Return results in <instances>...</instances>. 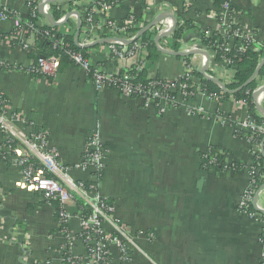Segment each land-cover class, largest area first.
I'll return each instance as SVG.
<instances>
[{
	"label": "crops",
	"instance_id": "obj_1",
	"mask_svg": "<svg viewBox=\"0 0 264 264\" xmlns=\"http://www.w3.org/2000/svg\"><path fill=\"white\" fill-rule=\"evenodd\" d=\"M113 1L107 16L117 23L128 15L151 21L164 13L174 15L177 22L191 20L194 30L182 38L181 51L198 47L197 29H220L216 18L220 9L214 0ZM225 1L236 8L232 20L252 36L255 45L264 44V0ZM26 2L0 0V10L26 20ZM69 21L74 24L76 18ZM12 23L0 19L4 37H0V60L22 69H0V93L9 109L20 116L13 127L23 133L44 132L48 148L69 168L72 180L85 183L92 171L82 168V155L90 135L99 134L104 170L97 193L112 202L113 217L132 237L124 262L117 245L110 246L112 264H264L260 224L238 210L249 182L247 171L203 164L201 157L215 150L226 164L251 162L252 144L238 138L231 125L248 119L244 103L233 98L218 102L197 94L187 107H201L202 116L189 113L187 107H168L159 114L138 98L108 87L97 89L86 69L72 64L57 70L51 81L34 76L28 70L32 59L20 49ZM39 24L49 22L41 15ZM65 25L61 26L64 31ZM169 38L159 44L172 50ZM88 53L90 65L107 75L120 74L131 64L130 59H115L106 44ZM189 61L199 72L203 58L194 55ZM211 63L209 73L225 84L232 83L228 67ZM143 68L150 77L173 81L185 73L186 61L160 53ZM217 113L230 121L223 122ZM10 154L0 158V264H66L61 255L65 238L58 204L46 203L38 192L23 185L22 167ZM257 204L264 208V196L258 197ZM69 211L74 217L68 230L76 239L71 253L84 257L85 246L77 240L76 203ZM103 227L111 230L108 224Z\"/></svg>",
	"mask_w": 264,
	"mask_h": 264
},
{
	"label": "built area",
	"instance_id": "obj_2",
	"mask_svg": "<svg viewBox=\"0 0 264 264\" xmlns=\"http://www.w3.org/2000/svg\"><path fill=\"white\" fill-rule=\"evenodd\" d=\"M35 1L39 4L43 0H27L26 3L30 6ZM148 1L146 0V2ZM111 6H113L111 0H106V3L96 2L95 0H77L74 3L72 10L78 11L83 22L79 36V43L81 45L90 44L104 37H117L127 40L134 38L136 33L128 34L125 27H121L107 16L108 9ZM44 10L47 12L49 6H45ZM220 11L224 15V28L220 27L217 31L222 36L227 35V45L225 47L229 49L235 37H238V39L242 37L238 31L233 32L230 27V18L228 17L230 11L227 3L221 7ZM64 16L65 14L61 15L57 21H62ZM0 19L2 21L7 19L12 20L13 30H15L13 36L18 38L22 51L28 53L31 50H35V30L27 22V19L22 20L15 13H10L4 8L0 10ZM22 21L25 26H22ZM232 22L235 23L233 20ZM75 24L73 25L76 30ZM130 24L131 20H126L125 25ZM170 25V20L165 19L149 31L155 29L158 34L167 31ZM69 32L70 28L67 27L65 33ZM207 36L211 37L212 34L208 32ZM246 36L250 37L251 35L246 34ZM106 45L108 51L115 59L132 60L135 51H138L142 55H147V52L139 46H134L132 50H127V46H124L120 42H112ZM210 48V50H204L208 51L210 60L213 62L211 64L216 65L217 62L223 63L225 67H228L233 72L231 66L225 60H215L216 51L212 47ZM260 48L259 45L253 47L255 51H258ZM66 53L72 65L84 68L88 73H92L91 79L97 89L108 86L118 87L117 83H120L118 91L122 95L130 96L132 93L141 95L138 99L142 101L143 106L153 107L159 114H164L168 107L179 108L189 106L188 102L197 94L216 99L205 92H200L199 79L196 81L194 75L190 74L193 67H186L185 73L180 77L185 78V82L176 85L177 79L169 81L160 78L164 83L151 82L147 90L144 91L140 87L131 86L126 81L122 82L118 77L119 74L107 75L99 68L91 66L89 60L84 59L80 53L73 51H67ZM145 62L146 60L142 62V67H144ZM1 64L2 62L0 61ZM33 65V61H31L29 71L54 77L59 67V58L55 56L49 58L39 57L36 61V66ZM211 69L216 71L214 66ZM208 74L212 75L209 72ZM157 86L159 88H156ZM262 87H264V78L257 79L254 91ZM191 88L193 89L190 90ZM257 100L264 108V93L258 96ZM187 109L189 113L194 115L202 116L204 114L201 107H187ZM216 116L223 122L230 121L229 118L224 119L220 117L218 113ZM19 118V114L11 111L9 106L0 99V158H5L4 153L6 152L11 153L10 155L14 157V162L22 167L23 185L27 189L32 188L33 191L38 192L41 199L46 203L58 204V217L63 226L61 232L65 238L64 246L61 248L62 260L66 264H106V256H110V246L112 244L117 245L121 261L127 260L128 244L131 243L132 237L128 229L113 217V206L108 204L106 199L100 197L97 193V182L104 170V151L99 134L94 132L90 135L81 159L82 168L92 171L89 183L74 181L69 175V168L62 165L58 161L56 154L48 148L44 132L23 133L13 127V122L19 120ZM231 125L235 133L245 132L248 135L246 140L252 144L251 158L256 153L261 154V143L253 140V138L254 133L264 135V124L258 125L248 116L245 122ZM2 148H5V150L3 151ZM211 153L208 155L210 157L209 164L214 165L216 162L215 153L217 151L212 150ZM249 164L253 167L248 170L245 169L249 182L238 205V210L242 214L253 217L258 221L260 224L259 240L260 242H264V214L260 212L264 208L258 206L256 202V211L251 213L246 212L248 204H253L255 195H258V197L260 195L264 196V163L258 164L251 161ZM260 182L263 185L256 189L257 184ZM78 200L81 201L80 207L77 204ZM73 203H76L78 209L76 218L78 219L80 230L77 240L85 246L86 255L84 257H76L71 253L76 242V239L71 236L68 230V222L74 217L69 211V207ZM104 224H108L111 230H104Z\"/></svg>",
	"mask_w": 264,
	"mask_h": 264
},
{
	"label": "trees",
	"instance_id": "obj_3",
	"mask_svg": "<svg viewBox=\"0 0 264 264\" xmlns=\"http://www.w3.org/2000/svg\"><path fill=\"white\" fill-rule=\"evenodd\" d=\"M77 1V0H76ZM75 0H63L54 4H51L49 6V13L52 15L53 19L57 21L61 15L66 14L67 12L71 11L73 9V5L76 2ZM96 2L100 3H106V0H95ZM112 1V4L114 5V1ZM227 3L229 8V14L228 17L230 18V27L233 32L238 31L241 39H238V37H235L231 47L229 49H226L227 45V35L222 36L219 34L217 30H204L201 31L197 29V38L198 43L197 46L202 49L210 50L212 47L216 51L215 60L222 61L225 60L232 68L233 70V81L230 84H226V88L229 90H234L241 86L243 83H245L248 78L251 76V74L256 69L257 65L261 61V59L264 57V44L260 45V49L258 51H255L253 47L255 46L254 42L252 41V37H247L246 34L242 31V28L237 23L232 22L233 15L235 13L236 8L233 4L230 2H227L225 0H214V6L218 9H221V7ZM41 18V15L39 14L37 10V2H32L28 8V17L27 22L33 26L35 30V50H31L28 52V57L32 59L33 66H36V61L39 57L49 58L52 56L59 58V67L58 70H61L66 66L67 64H71L69 61L67 51H73L76 53H80L82 57L86 60H89V53L88 51L95 50L98 48V46H94L91 48H79L74 43V33H75V26L71 23V21L68 20L65 27L70 28L69 33H65L64 27H54L52 25L48 24H39V20ZM216 18L218 20V23L221 28H224V15L219 10L216 13ZM131 20L130 25H125L126 20ZM149 20H146L142 15L140 16H134V15H128L125 18L119 20L118 24L121 27L126 28V32L128 34H135L137 33L142 27H144ZM192 21L188 20L186 18H183L179 22H177L176 27L167 41L169 42L168 45L170 48L174 51H178L180 48V43L182 38L185 36L186 32H190V30H194V27L192 26ZM83 25V22H82ZM22 26L24 25V22L22 21ZM15 30H13L12 34H14ZM210 32L212 34L211 37L207 36V33ZM157 32L155 29L152 31L145 32L138 40H136L134 43L128 45L126 47L127 50H132L134 46H139L146 52L151 51V55H142L138 51H135L134 58L131 60V64L129 67H126L122 69V72L119 74V79L123 82L126 81L128 84L134 87H140L144 91L147 90L149 84L151 82H162L159 76L150 77L148 76L147 71L142 67V62L144 60L146 61H153L156 59L160 52L157 51L155 48L153 39L156 36ZM0 37H3L0 34ZM4 38V37H3ZM186 61V67H191L190 64V57H178ZM2 64L0 65V69H22L18 66H13L6 61H2ZM30 73L34 76H44L37 72H31ZM190 74H193L195 77L199 79V90L200 92H205L206 94L214 97L217 99L218 102H223L228 100L229 98H233L235 101H240L244 103V105L247 108L248 116L254 120V122L258 125L264 124V118L260 117L256 111L255 108V102L252 98V93L256 87L257 79H263L264 78V65L260 69L258 77L253 80L248 86L243 88L241 91L235 92L233 94L229 93H223L215 84L211 83L210 81L205 80L200 73L193 69L190 71ZM89 76H92V73H89ZM48 78L49 81L52 80L53 77L45 76ZM181 82H185V78H179L176 80V85L180 84ZM118 87L116 86H108V88L114 89L118 91V88H120V83H117ZM107 86V85H106ZM156 88H159L157 86ZM191 88L190 90H192ZM120 93V91H118ZM173 94V93H171ZM139 94L132 93L130 97L132 98H138ZM0 99L6 103V105L9 106L8 101L6 98L0 93ZM220 117L224 119H228V116L222 113H218ZM235 135L238 138L246 140L248 138V135L245 132H238L235 133ZM253 140L260 142L264 144V135L260 133H254ZM13 147V146H12ZM264 148V146H263ZM203 164H209L210 157L206 155L201 156ZM215 166L220 167L222 169H232V171H240L242 169H251L253 166L251 164L243 165L240 162H232L230 164H226L224 161V158L222 154H216L215 155ZM251 161L258 164L264 163V156L260 153H256L252 158ZM263 185L262 182L257 184L256 189L261 187ZM106 202L113 206L112 202L106 200ZM78 207L81 206V201H77ZM255 208L251 203L248 204L246 208L247 213L255 212ZM264 217V216H263ZM63 228V226H62ZM106 264H112L110 262V256H106Z\"/></svg>",
	"mask_w": 264,
	"mask_h": 264
},
{
	"label": "water",
	"instance_id": "obj_4",
	"mask_svg": "<svg viewBox=\"0 0 264 264\" xmlns=\"http://www.w3.org/2000/svg\"><path fill=\"white\" fill-rule=\"evenodd\" d=\"M60 1H63V0H43L42 2H40L38 4L37 10H38L39 14L42 15L43 17H45L48 20L49 24L54 26V27L64 26L68 22L69 18L74 16L76 18V24H75L76 30L74 33V43L79 48H91V47L98 46V45L110 44L112 42H120L124 46H128V45L134 43L136 40H138L145 32L149 31L152 27L156 26L159 22H161L165 19H169L171 22L169 29L165 32L158 33L153 39V42H154V45H155V48L157 49V51H159L160 53H162L164 55H169V56H174V57H192L194 55L202 56L204 61H203V64L199 70L200 75L205 80L210 81L211 83L215 84L223 93L233 94L235 92L241 91L243 88L248 86L253 80H255L258 77L260 69L264 65V57H263L261 59V61L259 62V64L257 65L254 72L251 74V76L248 78V80L245 83H243L241 86H239L238 88H236L234 90L227 89L226 84L223 83L219 78L208 74L209 62H210V55H209L208 51L201 49V48H193V49L186 50V51H181V50L172 51V50L164 49L160 46L159 41L164 39V38H168L169 36H171L175 27H176V24H177V20H176L175 16L170 14V13H164V14H159V15L155 16L144 27H142L135 34L134 38H132V39L127 40V39H122V38H117V37H104V38L95 40L90 44L81 45L79 43V36H80L81 28H82V20H81V16L78 13V11H76V10L69 11L68 13L65 14L64 19L62 21L58 22V21H55L53 19L52 15L49 12H46L44 10L45 6H50L51 4H54V3H57ZM262 93H264V87H262L261 89H259L257 91H254L252 93V98L255 102V108H256L257 113L259 114L260 117L264 118V109L259 104V102L257 100L258 96H260ZM263 146H264V144L262 142L261 143V154H262V156H264ZM257 198H258V195H255L254 200H253V207L255 209H257L256 208ZM260 212L262 214H264V210H260Z\"/></svg>",
	"mask_w": 264,
	"mask_h": 264
}]
</instances>
